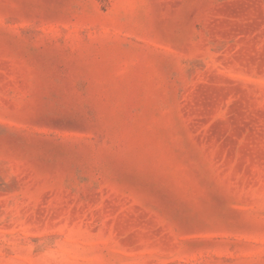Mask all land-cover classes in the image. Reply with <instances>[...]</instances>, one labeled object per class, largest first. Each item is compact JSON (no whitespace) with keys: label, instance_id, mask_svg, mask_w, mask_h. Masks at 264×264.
Wrapping results in <instances>:
<instances>
[{"label":"rangeland","instance_id":"1","mask_svg":"<svg viewBox=\"0 0 264 264\" xmlns=\"http://www.w3.org/2000/svg\"><path fill=\"white\" fill-rule=\"evenodd\" d=\"M0 264H264V0H0Z\"/></svg>","mask_w":264,"mask_h":264}]
</instances>
